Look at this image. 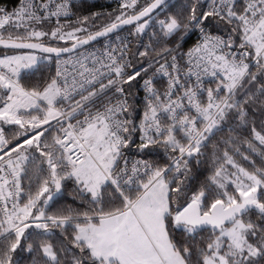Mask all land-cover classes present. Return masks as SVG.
Returning a JSON list of instances; mask_svg holds the SVG:
<instances>
[{
	"label": "snow or ice",
	"instance_id": "obj_1",
	"mask_svg": "<svg viewBox=\"0 0 264 264\" xmlns=\"http://www.w3.org/2000/svg\"><path fill=\"white\" fill-rule=\"evenodd\" d=\"M74 7H0V47L34 50L0 57V264H264V0H120L103 24ZM151 24L132 55L80 51Z\"/></svg>",
	"mask_w": 264,
	"mask_h": 264
},
{
	"label": "trees",
	"instance_id": "obj_2",
	"mask_svg": "<svg viewBox=\"0 0 264 264\" xmlns=\"http://www.w3.org/2000/svg\"><path fill=\"white\" fill-rule=\"evenodd\" d=\"M18 0H2L1 3L7 4L9 8H13L17 4ZM142 2H145L143 0ZM171 3H182L183 0H171ZM119 6H116L112 1L110 0H99L94 3H89V2H81L75 5L73 11L75 12V15L72 19V21H75L77 17H82V16H91L93 13H101L105 14L101 20L98 21V23L103 24L107 22V13H115L118 10ZM176 9L169 8L165 12H160L158 10L157 12L159 15L156 13L153 15L154 20L160 19V18H165L167 14L170 12H174ZM153 24L150 25V27L146 30V33L142 36H136V35H131L133 39V51L132 54L136 52L137 47L141 44H147L149 43V36L153 32ZM123 31H127L131 33L133 31V26H129L125 28ZM57 46H63V42H60ZM142 50V49H141ZM26 51H20V50H5L2 47H0V57L7 54L11 53H22ZM135 62V61H134ZM55 69H56V64H55V59H53L50 62H44L40 65V70L29 74V73H24L22 74L23 80L22 82L25 83L26 85H37V84H42L45 80L48 79L49 76L55 75ZM139 98L142 99L141 97V91L139 92ZM11 128H14V126H7L5 128V133L8 134V136L11 138L13 135V132L10 131ZM221 137L218 135L216 139H220ZM216 139H213L212 142L209 144L208 149H205L204 151L210 156L211 154V149L213 144L216 143ZM129 150L134 151L135 153H138L135 146H131ZM140 154V153H138ZM142 155V154H140ZM147 159L151 160L153 163L159 164L160 166H163L165 163L168 162V157L164 154L163 150L160 149L159 147L155 148L149 155L145 156ZM255 158V157H254ZM202 163L201 165L197 168L195 165L193 167V171L197 173L198 175V180L193 184L192 191L198 190L199 186L203 184L207 177L211 174L212 168L211 164L208 160L201 158ZM258 161V158H256ZM191 195V192L189 193ZM63 199L60 200V203H64L68 199V193H63L62 194ZM59 206V205H57ZM205 235H207L205 233ZM23 257L26 259L27 254L23 253Z\"/></svg>",
	"mask_w": 264,
	"mask_h": 264
},
{
	"label": "built area",
	"instance_id": "obj_3",
	"mask_svg": "<svg viewBox=\"0 0 264 264\" xmlns=\"http://www.w3.org/2000/svg\"><path fill=\"white\" fill-rule=\"evenodd\" d=\"M1 1L2 0H0V7H6L8 9H12V8H9L7 6V4L1 3ZM96 1H99V0H73V4L76 5V4L81 3V2L94 3ZM110 1H112L116 6H119L120 0H110ZM73 17L71 18V20L73 19ZM160 19H164V18H160ZM160 19H157V20H160ZM61 22L62 23L64 22L63 18H62ZM153 26H154L153 31H158V25L153 24ZM117 37H119V39ZM197 39H198V33L191 35V37L184 44V51H187L188 48L192 47L196 43ZM121 41L128 43L129 55H132L133 39H132L131 35L129 34V32H127V31H120L118 33H115L111 36H108V37L96 42V43H93L91 45H88L87 47H84L80 51H84L86 54L87 53H100L107 48H117L118 46L121 45ZM67 56H64L63 58H67ZM55 71H56V69H55ZM143 95H144L143 90H141V97L142 98H143ZM5 135L7 137H9L8 134L5 133ZM125 151L127 152L128 159L130 161H134L136 159H147L146 157H144L138 153H135L134 151H131L129 149H127ZM147 160H149V159H147ZM149 161L152 162L151 160H149Z\"/></svg>",
	"mask_w": 264,
	"mask_h": 264
},
{
	"label": "water",
	"instance_id": "obj_4",
	"mask_svg": "<svg viewBox=\"0 0 264 264\" xmlns=\"http://www.w3.org/2000/svg\"><path fill=\"white\" fill-rule=\"evenodd\" d=\"M171 1V0H170ZM158 11V10H157ZM155 14V13H154ZM153 14V15H154ZM127 27H129V26H124L122 29H120L118 32H120V31H123L125 28H127ZM118 32H116V33H118ZM113 34H115V33H112V34H110L109 36H111V35H113ZM104 38H106V37H101V38H99L98 40H96V41H92V42H90L88 45H91V44H93V43H96V42H98V41H100V40H102V39H104ZM88 45H85V46H83V48L84 47H87ZM82 48V49H83ZM8 50H12V49H8ZM18 50H20V51H34V50H27V49H18ZM81 50V49H80ZM68 54H64V56H67ZM63 56V57H64Z\"/></svg>",
	"mask_w": 264,
	"mask_h": 264
},
{
	"label": "rangeland",
	"instance_id": "obj_5",
	"mask_svg": "<svg viewBox=\"0 0 264 264\" xmlns=\"http://www.w3.org/2000/svg\"><path fill=\"white\" fill-rule=\"evenodd\" d=\"M28 52H32V51H26V52H22V53H11V54H25ZM11 54H9V55H11ZM35 54H37V55H48V54H43V53H39V52H36Z\"/></svg>",
	"mask_w": 264,
	"mask_h": 264
}]
</instances>
